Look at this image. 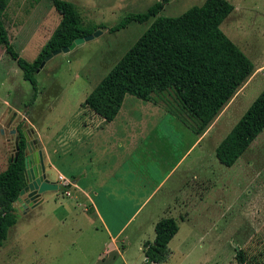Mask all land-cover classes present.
Instances as JSON below:
<instances>
[{"label": "rangeland", "instance_id": "rangeland-1", "mask_svg": "<svg viewBox=\"0 0 264 264\" xmlns=\"http://www.w3.org/2000/svg\"><path fill=\"white\" fill-rule=\"evenodd\" d=\"M68 1L76 5L84 25L110 27L127 14L144 12L156 0ZM228 1L234 9L220 28L257 65L264 57V0ZM202 2L170 0L159 14L177 16ZM59 20L49 0H10L2 16L11 44L27 61L36 57ZM151 21L132 22L115 32L98 28L97 35L52 56L36 72L40 92L31 105L27 104L32 94L30 83L0 45V171L16 152L17 128L21 127L36 149L44 150L51 163L47 177L59 185L58 190L46 191L45 200L37 207H22L15 201L18 220L0 246V264H144L141 245L155 236L151 220L168 216L176 217L179 229L169 242L167 260L161 264H238L239 249L250 263L264 264V129L232 166L220 163L214 151L262 90L264 79L259 75L247 78L211 122L210 132L192 147L196 135L185 124L180 134L173 126L180 123L166 120L173 116L156 117L149 112L151 102L125 95L123 111H129L132 121L149 123L134 152L136 185L149 183L148 161L159 159L156 164L165 165L171 159L170 149L174 158L180 152L184 158L183 167L122 233L124 246L121 240L117 246L123 253L106 251L108 237L99 219L60 188L63 182L58 174L71 179L69 173L80 170L82 159L78 146L71 143L64 148L60 138L67 127H78L88 118L91 110L83 105L85 97ZM257 41L262 47L259 55L248 49ZM181 169L182 194L168 196L167 192L178 189L175 183ZM128 214L117 213V221L124 222Z\"/></svg>", "mask_w": 264, "mask_h": 264}, {"label": "trees", "instance_id": "trees-1", "mask_svg": "<svg viewBox=\"0 0 264 264\" xmlns=\"http://www.w3.org/2000/svg\"><path fill=\"white\" fill-rule=\"evenodd\" d=\"M9 1L0 0V45L16 61L23 79L32 87L28 105L40 92L36 72L46 55L98 28L115 32L132 22L143 23L150 18L146 30L83 101L84 106L105 121L116 116L125 95L130 94L162 104L193 133L201 135L254 71L252 61L220 28L234 9L228 0H203L177 16L160 15L170 0H156L144 12L127 14L110 27L103 23L86 26L73 2L49 0L60 20L32 61L20 56L10 42L2 21ZM263 129L264 87L215 146L216 158L225 166H232ZM17 132L16 152L0 171V246L18 220L14 202L25 186L26 138L21 127ZM69 186L64 184L60 188L66 192ZM178 229L171 216L155 222L153 241L143 243L144 264H161L167 260L169 242ZM236 259L238 264H252L241 249Z\"/></svg>", "mask_w": 264, "mask_h": 264}, {"label": "crops", "instance_id": "crops-1", "mask_svg": "<svg viewBox=\"0 0 264 264\" xmlns=\"http://www.w3.org/2000/svg\"><path fill=\"white\" fill-rule=\"evenodd\" d=\"M250 48L252 49L249 51L255 55L262 54V47L258 41L252 43L248 49ZM253 65L254 71L248 77V80H251L255 74L264 79V57L258 60L257 65L254 63ZM262 87H264V85ZM151 104L153 103L151 102ZM128 112L129 111H123V108L120 107L118 113L111 121H105L104 118L91 110L86 115L88 117L87 119H84L78 127H67L64 131V135L60 138L64 148L72 143L78 146L82 152V159L79 161L81 166L78 163L80 170H75L77 172H70L69 175L71 179L61 181L63 182L61 185H64V182L70 184L67 195H73L76 203L82 205L84 211L90 209V213L92 212V214L99 219L101 228L108 237V248L106 251H116L117 253H123V250H120L117 246L119 240H121L120 242L122 246H124L123 241L126 237L122 236V233L126 231L127 226L134 220V216L140 213L153 196L178 172V169L183 167L184 158L182 152L174 158L173 150L170 149V156L168 158L171 159L167 161L165 165H157L156 161L159 159L148 161L146 170L150 172L148 175L149 183L143 181L136 185L134 176V152L138 147L137 145L141 144L140 139L143 138L141 132H145L146 128H149V123L138 122V120L135 122L134 119L132 121ZM149 112H153V115L156 117L159 115L166 116V114L173 116L164 107L158 104H153ZM166 120L170 122H179V125L173 124V126L174 128H178L180 134H182L184 124L181 121L175 116H173V118H167ZM153 124L154 122L150 123V126ZM209 132L210 126L201 135L194 133L196 138L191 147L203 140ZM153 138L156 141V137L154 136ZM35 139L40 145L41 142L37 132ZM176 144V141H174V145ZM39 149L42 152L43 162L47 171V169L51 167V163L44 150L41 148ZM155 152L156 155H158L157 149ZM160 172L162 173L160 174ZM183 172L184 170L181 169L179 171L180 176L177 175L178 178H176L178 182H176L175 185L178 186V189L175 192H167L168 196L182 194ZM59 175L61 174H58V176ZM192 178H195V175H193ZM150 179H156V181L151 182ZM147 184L149 185L148 189L146 188ZM145 188L146 192H142L141 190H145ZM45 193L46 192L41 195L40 201L32 207L39 206L45 200ZM136 194L141 196H139V200L135 203L134 199L137 196ZM123 211H129V214L126 216L124 222L119 223L117 221V213ZM171 217L176 220L175 216ZM159 219L160 218L153 221L152 218L151 222L153 228L155 222ZM142 247L143 243L141 245V250L143 252Z\"/></svg>", "mask_w": 264, "mask_h": 264}, {"label": "water", "instance_id": "water-1", "mask_svg": "<svg viewBox=\"0 0 264 264\" xmlns=\"http://www.w3.org/2000/svg\"><path fill=\"white\" fill-rule=\"evenodd\" d=\"M99 32L100 31L97 29L91 34L77 37L69 45L63 46L59 49L52 51L43 58V60L39 64L37 71L40 68H42L44 63L52 56L60 52L70 51L77 44L92 38L93 36L97 35ZM23 134L26 138L25 144L27 150V153L24 156V170H23L25 186L19 191V195L16 201L20 202V206L22 207H30L33 206L34 203L40 201L41 194H43L46 191L58 190L59 185L56 182L51 181L47 177L45 165L43 162L42 152L40 149H36V148L34 149V146L30 143L29 137L27 136L24 128H23ZM23 195H25V197L22 199Z\"/></svg>", "mask_w": 264, "mask_h": 264}, {"label": "flooded vegetation", "instance_id": "flooded-vegetation-1", "mask_svg": "<svg viewBox=\"0 0 264 264\" xmlns=\"http://www.w3.org/2000/svg\"><path fill=\"white\" fill-rule=\"evenodd\" d=\"M30 141V143L34 146V149L36 148V146H35V143L32 141V140H29ZM25 153H27V150H25ZM34 164H35V161H34ZM42 195V194H41ZM25 197V195H23L22 196V199ZM42 197V196H41ZM41 197H40V199H41ZM17 203H19L20 204V202H18V201H16ZM38 203V202H37ZM36 203H34V205H35ZM30 207H32V206H30ZM29 208V207H28Z\"/></svg>", "mask_w": 264, "mask_h": 264}, {"label": "built area", "instance_id": "built-area-1", "mask_svg": "<svg viewBox=\"0 0 264 264\" xmlns=\"http://www.w3.org/2000/svg\"><path fill=\"white\" fill-rule=\"evenodd\" d=\"M58 179H59L60 181H64V180H65L61 175L58 176ZM64 184H66V182H64ZM67 193H68V192H67Z\"/></svg>", "mask_w": 264, "mask_h": 264}]
</instances>
